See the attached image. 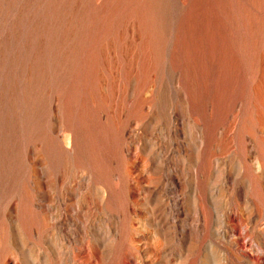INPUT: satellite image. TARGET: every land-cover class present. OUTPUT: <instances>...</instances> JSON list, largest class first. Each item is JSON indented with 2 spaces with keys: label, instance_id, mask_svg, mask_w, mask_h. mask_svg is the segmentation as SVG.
Segmentation results:
<instances>
[{
  "label": "rangeland",
  "instance_id": "374dc122",
  "mask_svg": "<svg viewBox=\"0 0 264 264\" xmlns=\"http://www.w3.org/2000/svg\"><path fill=\"white\" fill-rule=\"evenodd\" d=\"M0 264H264V0H0Z\"/></svg>",
  "mask_w": 264,
  "mask_h": 264
}]
</instances>
